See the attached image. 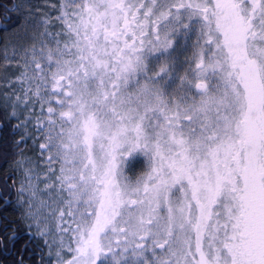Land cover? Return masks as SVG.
Returning <instances> with one entry per match:
<instances>
[{
	"label": "snow or ice",
	"instance_id": "snow-or-ice-1",
	"mask_svg": "<svg viewBox=\"0 0 264 264\" xmlns=\"http://www.w3.org/2000/svg\"><path fill=\"white\" fill-rule=\"evenodd\" d=\"M0 14L20 33L0 107L17 121L12 190L35 264H264V0H9Z\"/></svg>",
	"mask_w": 264,
	"mask_h": 264
},
{
	"label": "flooded vegetation",
	"instance_id": "flooded-vegetation-1",
	"mask_svg": "<svg viewBox=\"0 0 264 264\" xmlns=\"http://www.w3.org/2000/svg\"><path fill=\"white\" fill-rule=\"evenodd\" d=\"M49 2H55V0H49ZM0 3L8 6L9 0H0ZM19 37L20 33L14 27L13 22L5 19L4 15L0 14V96L8 92V82L15 80L22 70L16 65L15 61L9 65L3 59L4 47L8 44L15 43ZM8 55L11 56V51L8 52ZM4 61L9 67L5 66ZM1 108L5 111L3 107ZM4 118L7 120V127H5V129H3L5 126L3 122H0V125H3L0 127V188L7 187L11 199L5 204L2 198H0V236L7 235L14 228L18 233L19 239L17 240L15 248L9 245L6 250H0V264H15L18 251L24 255L26 264H35L38 259L36 253L39 252V247L35 243L31 244L28 250H23L21 247L23 242L28 240L29 237L26 234L24 225L17 220L19 209L15 206L16 194L15 191L12 190V181L15 180L16 186L18 187L23 176L22 171L12 166V161L16 159L13 141L18 139V131L14 130L12 125L17 123V121L15 119H7L6 112ZM29 130L31 131V129ZM37 143H39V141ZM2 154H4V157H1ZM25 155L31 156L33 160L38 158V149L31 140L28 141V145L25 148ZM145 170L146 163L144 160L142 158H135L134 161L127 166L126 175L135 179ZM6 181L7 183H5ZM42 181L43 178L41 181L37 182L39 187L44 188V183ZM39 193L41 196L43 195V193Z\"/></svg>",
	"mask_w": 264,
	"mask_h": 264
},
{
	"label": "rangeland",
	"instance_id": "rangeland-1",
	"mask_svg": "<svg viewBox=\"0 0 264 264\" xmlns=\"http://www.w3.org/2000/svg\"><path fill=\"white\" fill-rule=\"evenodd\" d=\"M192 54H193V49L192 48H189L187 52L183 53V55L180 57L181 60H184L185 58H191L192 57ZM4 64L6 67H9V65H7V63L4 61ZM188 65L185 64L183 68L180 69V73L181 75L184 73V71L187 69ZM2 80V78H1ZM22 180H23V176H22ZM33 183H35L37 185L38 188L42 189L43 187H39L38 185V182L37 181H33ZM38 197H41V198H46L44 197V194L41 196L40 193L38 192L37 193Z\"/></svg>",
	"mask_w": 264,
	"mask_h": 264
},
{
	"label": "trees",
	"instance_id": "trees-1",
	"mask_svg": "<svg viewBox=\"0 0 264 264\" xmlns=\"http://www.w3.org/2000/svg\"><path fill=\"white\" fill-rule=\"evenodd\" d=\"M5 116V111L2 110V108L0 107V122H3V125H5L3 127V129H5V127H7L6 123H7V120L4 118ZM9 124V122H8ZM1 157H4V154L1 155ZM14 157V156H13ZM1 161V160H0Z\"/></svg>",
	"mask_w": 264,
	"mask_h": 264
}]
</instances>
